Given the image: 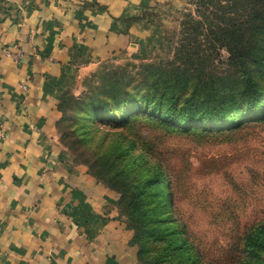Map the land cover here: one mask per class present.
<instances>
[{
  "label": "crops",
  "instance_id": "crops-1",
  "mask_svg": "<svg viewBox=\"0 0 264 264\" xmlns=\"http://www.w3.org/2000/svg\"><path fill=\"white\" fill-rule=\"evenodd\" d=\"M177 3L0 0V264H140L117 197L60 144L57 104L105 60L169 56Z\"/></svg>",
  "mask_w": 264,
  "mask_h": 264
},
{
  "label": "trees",
  "instance_id": "trees-1",
  "mask_svg": "<svg viewBox=\"0 0 264 264\" xmlns=\"http://www.w3.org/2000/svg\"><path fill=\"white\" fill-rule=\"evenodd\" d=\"M194 10L183 15L180 40L167 63L140 67L133 78L118 71L78 102L68 91L62 94L57 111L60 144L69 138L62 133L67 112L75 109L87 127L115 123L126 128L145 122L155 131L205 135L235 130L248 119L264 115V0H189ZM230 57L224 73L215 72L217 47ZM90 87V82L85 83ZM123 155L127 170L102 155L89 173L102 179L119 194L116 208L132 232L140 264H156L151 247L161 244L173 264H199L189 251L183 231L169 217L170 195L157 163L148 164L146 152L131 154L129 142ZM130 167H129V166ZM99 170V171H96ZM128 179L134 185L129 189ZM163 193V196H162ZM234 264H264V220H257L241 232L232 255ZM158 264V263H157Z\"/></svg>",
  "mask_w": 264,
  "mask_h": 264
},
{
  "label": "rangeland",
  "instance_id": "rangeland-1",
  "mask_svg": "<svg viewBox=\"0 0 264 264\" xmlns=\"http://www.w3.org/2000/svg\"><path fill=\"white\" fill-rule=\"evenodd\" d=\"M193 10L189 0H178L168 13L170 18H163L164 37L172 40L169 56L149 63L105 60L80 78L71 93L82 102L86 93L99 86L103 79L108 82L115 72L126 71L136 78L141 66L172 60L180 40V22L185 13ZM217 55L214 68L221 74L229 70L230 55L224 46L217 47ZM87 81L90 87L85 85ZM80 116L75 109L67 112L62 116L60 129L69 135L63 145L76 166L86 169L92 177L90 167L98 166L97 157L104 155L119 162V171L124 174L127 158L123 152L132 142L131 154L139 156L143 149L146 162L157 163L159 171L165 175L171 203L169 217L175 221L177 229L183 231L181 237H186L195 261L234 264L232 255L241 232L253 222L264 220V115L262 119H248L235 130L222 131L219 135L188 136L155 131L143 121L126 128L101 122L95 124L97 131H93L94 127H87V119L79 120ZM92 178L111 191L104 180ZM128 181L130 189L134 182ZM111 193L119 199L118 193ZM151 250L149 257L158 264H173L161 244L153 245Z\"/></svg>",
  "mask_w": 264,
  "mask_h": 264
},
{
  "label": "built area",
  "instance_id": "built-area-1",
  "mask_svg": "<svg viewBox=\"0 0 264 264\" xmlns=\"http://www.w3.org/2000/svg\"><path fill=\"white\" fill-rule=\"evenodd\" d=\"M4 52H6V51H4ZM6 54H8V52H6Z\"/></svg>",
  "mask_w": 264,
  "mask_h": 264
}]
</instances>
